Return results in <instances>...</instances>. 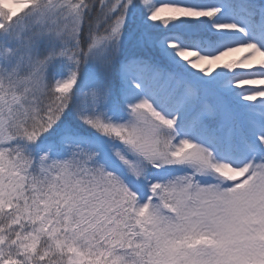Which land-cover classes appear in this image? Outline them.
Returning a JSON list of instances; mask_svg holds the SVG:
<instances>
[{
	"label": "snow or ice",
	"instance_id": "obj_1",
	"mask_svg": "<svg viewBox=\"0 0 264 264\" xmlns=\"http://www.w3.org/2000/svg\"><path fill=\"white\" fill-rule=\"evenodd\" d=\"M0 264H264V0H0Z\"/></svg>",
	"mask_w": 264,
	"mask_h": 264
}]
</instances>
